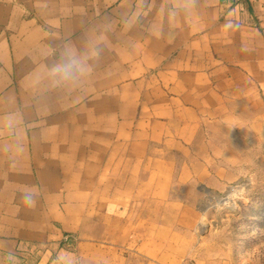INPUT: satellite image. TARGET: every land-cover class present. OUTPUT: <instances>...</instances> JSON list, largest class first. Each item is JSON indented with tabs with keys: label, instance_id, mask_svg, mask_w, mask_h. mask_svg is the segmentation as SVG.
<instances>
[{
	"label": "crops",
	"instance_id": "obj_1",
	"mask_svg": "<svg viewBox=\"0 0 264 264\" xmlns=\"http://www.w3.org/2000/svg\"><path fill=\"white\" fill-rule=\"evenodd\" d=\"M181 7L0 0V264H234L199 234L191 168L205 116L264 106V0ZM90 40L91 74L51 87L60 53Z\"/></svg>",
	"mask_w": 264,
	"mask_h": 264
},
{
	"label": "rangeland",
	"instance_id": "obj_2",
	"mask_svg": "<svg viewBox=\"0 0 264 264\" xmlns=\"http://www.w3.org/2000/svg\"><path fill=\"white\" fill-rule=\"evenodd\" d=\"M251 102L205 116L198 147L204 171L191 168L204 176L199 234L209 224L234 264H264V106Z\"/></svg>",
	"mask_w": 264,
	"mask_h": 264
},
{
	"label": "clouds",
	"instance_id": "obj_3",
	"mask_svg": "<svg viewBox=\"0 0 264 264\" xmlns=\"http://www.w3.org/2000/svg\"><path fill=\"white\" fill-rule=\"evenodd\" d=\"M182 5L178 9H169V14L175 16L178 12L188 13L195 5V0H180ZM99 49L95 41H89L85 51L77 52L71 47H66L60 53L56 62L47 70L50 85L53 88L76 86L82 80L91 74L92 66L89 60L98 58ZM6 127L11 133L15 127V118L10 116L7 120ZM17 151H23V147L16 146ZM38 196V190L28 189L22 193V201L28 207H34Z\"/></svg>",
	"mask_w": 264,
	"mask_h": 264
},
{
	"label": "built area",
	"instance_id": "obj_4",
	"mask_svg": "<svg viewBox=\"0 0 264 264\" xmlns=\"http://www.w3.org/2000/svg\"><path fill=\"white\" fill-rule=\"evenodd\" d=\"M69 236H65L66 241L68 240Z\"/></svg>",
	"mask_w": 264,
	"mask_h": 264
},
{
	"label": "bare ground",
	"instance_id": "obj_5",
	"mask_svg": "<svg viewBox=\"0 0 264 264\" xmlns=\"http://www.w3.org/2000/svg\"><path fill=\"white\" fill-rule=\"evenodd\" d=\"M201 223V222H200ZM201 225H202V223H201ZM204 225V224H203ZM202 225V227L204 228V226Z\"/></svg>",
	"mask_w": 264,
	"mask_h": 264
}]
</instances>
